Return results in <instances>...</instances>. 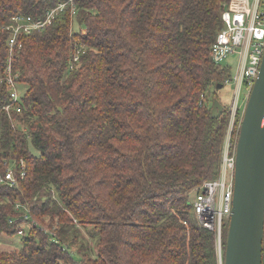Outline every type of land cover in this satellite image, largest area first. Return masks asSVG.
I'll list each match as a JSON object with an SVG mask.
<instances>
[{
    "label": "trees",
    "instance_id": "1",
    "mask_svg": "<svg viewBox=\"0 0 264 264\" xmlns=\"http://www.w3.org/2000/svg\"><path fill=\"white\" fill-rule=\"evenodd\" d=\"M64 1L0 0V77L11 15L43 17ZM227 1L73 0L45 29L20 34L22 111L11 117L0 81V173L11 159L27 168L17 187L0 183V264H221L192 194L221 166L228 104L218 117L212 107L231 68L211 47ZM16 202L56 240L37 225L19 238ZM79 225L97 255L85 238L73 251Z\"/></svg>",
    "mask_w": 264,
    "mask_h": 264
},
{
    "label": "built area",
    "instance_id": "2",
    "mask_svg": "<svg viewBox=\"0 0 264 264\" xmlns=\"http://www.w3.org/2000/svg\"><path fill=\"white\" fill-rule=\"evenodd\" d=\"M73 1V0H67ZM67 1L60 2L48 9L43 17H34L18 11L11 15L9 21L4 24V29L9 31L8 61L0 81L6 82L10 92V100L4 105L9 116H12L14 109L22 111L21 88L18 80L19 74L14 71L12 59L14 50L21 46L19 38L22 33H30L34 30H43L49 26L57 13L64 8ZM76 9H73V13ZM223 27L218 32L211 47V55L216 63H223L224 60L235 58L237 70L235 75L229 76L225 83L234 85V93L228 104L229 120L222 146V159L218 175L213 179L203 181L194 189L193 210L199 222L216 233V249L221 260L224 254V226L229 222L234 198V180L236 164V143L239 136L242 115L239 117L241 100L245 97L248 100L253 84L258 76L262 58L264 55V0H228L222 12ZM84 46L80 44L73 53L69 69H73L80 62ZM229 67V65H226ZM244 85L248 93L243 95ZM246 100V103H247ZM26 161L11 159L4 173H0V183L11 187H17L20 178L26 174ZM15 208L22 210L24 219L23 226L19 229L18 235L25 234L26 226L37 225L32 216L30 205L16 202ZM15 219H10L13 222ZM53 240L58 237L56 232L45 228Z\"/></svg>",
    "mask_w": 264,
    "mask_h": 264
},
{
    "label": "water",
    "instance_id": "3",
    "mask_svg": "<svg viewBox=\"0 0 264 264\" xmlns=\"http://www.w3.org/2000/svg\"><path fill=\"white\" fill-rule=\"evenodd\" d=\"M222 87V86H220ZM223 103L215 97L212 115ZM264 240V55L248 97L236 143L232 213L223 264H263Z\"/></svg>",
    "mask_w": 264,
    "mask_h": 264
},
{
    "label": "rangeland",
    "instance_id": "4",
    "mask_svg": "<svg viewBox=\"0 0 264 264\" xmlns=\"http://www.w3.org/2000/svg\"><path fill=\"white\" fill-rule=\"evenodd\" d=\"M74 27H75V30H78L79 25L78 24H75ZM222 64L223 65H229V67L231 68V76L235 75L236 70H237V60L235 61V58H232L231 57L229 59H226V60L223 61ZM21 89L24 90L23 84H21ZM242 92H243L242 97H244V95L246 93H248L247 88H246L245 85L243 87V91ZM215 93H216L217 97H219V100L222 101L223 104H226L227 105V104H229V102L231 101V99L233 97L234 85L231 84V83H225L224 86H222L220 88H217V90L215 91ZM246 100H247L246 97L244 99L242 98V100H241V106H245ZM243 110L244 109H241V112H240V108H239V110H238L239 117H240V115H242ZM228 111H229V109H228ZM192 197H195V193L192 194ZM30 208H31V206H30ZM29 227H30L29 225L26 226V231L28 230ZM79 227L81 228V234H80V237L77 240V242H75V243L72 244L73 251H77L80 248L81 240L84 241V238H85V239L88 240L89 245H91V247L94 249L93 255H97V250L95 248V242L92 239V236H91L89 230L86 227H84V226H80L79 225ZM19 238H20V236H19ZM19 238H17L15 240V242H14L15 245L20 244V243H18L19 240H21Z\"/></svg>",
    "mask_w": 264,
    "mask_h": 264
}]
</instances>
